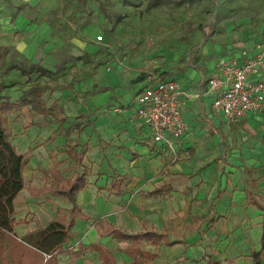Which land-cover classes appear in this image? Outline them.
<instances>
[{
	"label": "crops",
	"instance_id": "1",
	"mask_svg": "<svg viewBox=\"0 0 264 264\" xmlns=\"http://www.w3.org/2000/svg\"><path fill=\"white\" fill-rule=\"evenodd\" d=\"M65 2L0 0V47L11 49L38 70L49 71L60 68L66 56L92 55L96 37L107 35L105 20L94 12L97 15L92 20L77 25L63 13ZM242 52L247 57L260 52L264 60V11L237 18L220 39L206 40L197 50L199 65L168 67L166 74L167 69L156 72L149 67L137 79L133 96H123L122 88L136 80L142 67H101L76 83V88L96 85L111 90L95 101L123 103V108L93 116L94 130L81 133L84 138L88 132L89 150L80 152L77 144L70 146L69 142L62 148L66 157L74 159V177L64 175L55 165L41 169L52 181L27 187L26 206H20L21 189L13 215L18 239L60 213L66 221L73 220L70 239L83 231L73 246L70 239L66 246L71 252L79 241L86 246L77 259L59 255L60 264H103L107 260L108 264H133L139 254L140 264H259V256L264 254V114L249 113L229 122L212 109L213 93L208 89L216 64L232 58L240 62ZM146 73L175 80L193 94L181 106L187 130L174 152L164 143L154 142L149 128L135 114V97L147 85ZM256 78L264 81V71ZM66 139L65 135L47 137L45 149L51 154ZM28 151L17 152L26 157ZM90 154L95 161H90ZM51 169L69 179L86 175V184L77 191L74 202L49 190L55 180ZM124 184L132 187L130 192ZM141 184H145L144 193H131ZM43 187L45 192L40 191ZM41 194L47 196L44 202L38 199ZM54 197L68 205L55 206L50 201ZM48 206L54 207L49 220L37 227L17 213L20 207L32 212ZM110 228L125 233L152 231L163 239L156 244L147 239L119 242L106 234ZM65 258L67 262H63Z\"/></svg>",
	"mask_w": 264,
	"mask_h": 264
},
{
	"label": "rangeland",
	"instance_id": "2",
	"mask_svg": "<svg viewBox=\"0 0 264 264\" xmlns=\"http://www.w3.org/2000/svg\"><path fill=\"white\" fill-rule=\"evenodd\" d=\"M64 1L67 2L63 13L69 14L70 21L77 25L92 20L98 13L105 20L107 35L99 33L102 39L95 40L96 48L92 55L66 56L58 66L60 68L49 71L38 70V66L23 61L11 49L0 47L2 99L17 102L23 96L30 102L2 116L9 140L17 145V151L22 153L29 149L25 157L24 196L20 206H26L25 197H30L27 187L51 183L52 176L42 175L41 169L55 165L64 175L74 177L77 171L73 170L74 159L66 157L62 148L69 142L70 146L77 144L80 152L89 150L91 141L87 140L88 132L95 128L93 116L123 108V103L115 105L107 100L104 103L95 101L103 92L112 93L111 90L96 85L76 88V83L85 80L88 75H94L101 67L104 70H108V67H142L136 80L128 81L125 88L121 87L123 96H133L137 79L149 67H154L156 72L167 69V72L164 71L166 74L168 67L199 65L197 50L206 40L220 39L230 22L237 18L264 11V0ZM84 130L88 132L83 138L81 133ZM58 135L67 137L63 141L65 144L56 146L50 154L45 149L46 138ZM90 161H95L93 154H90ZM144 187L145 184H141L131 193H144ZM124 189L130 192L132 187L124 184ZM45 198L47 196L41 194L38 199L44 202ZM50 201L59 207L68 205L57 197ZM48 208L31 212L27 211L28 208L20 207L21 211L17 213L37 227L49 220L48 215L54 207ZM76 233V239H70L69 245L73 246L83 231ZM88 260L93 261L92 258ZM259 264H264V254L259 256Z\"/></svg>",
	"mask_w": 264,
	"mask_h": 264
},
{
	"label": "trees",
	"instance_id": "3",
	"mask_svg": "<svg viewBox=\"0 0 264 264\" xmlns=\"http://www.w3.org/2000/svg\"><path fill=\"white\" fill-rule=\"evenodd\" d=\"M153 6L152 3H150ZM2 87L0 86V92ZM28 101L23 97L17 103L3 101L0 95V264H60L59 255H71L73 260L79 258L86 246L80 241L73 252L66 246L73 235L71 230L72 219L66 221L60 213L47 225L38 230L26 233L22 238L14 233L16 221L14 215V200L23 188V168L25 157L19 154L9 140V133L5 129L3 114L15 107L26 105ZM54 175V183L50 191L74 202L77 191L86 184V175L81 174L74 179L61 175L56 169H51ZM46 188H41L45 192ZM77 213V212H76ZM107 235L116 241L136 243L147 239L151 243H158L163 239L161 234L152 231L125 233L120 229L110 228ZM261 242L264 243V232ZM140 254L134 256L133 264H140ZM103 264H108L103 261Z\"/></svg>",
	"mask_w": 264,
	"mask_h": 264
},
{
	"label": "built area",
	"instance_id": "4",
	"mask_svg": "<svg viewBox=\"0 0 264 264\" xmlns=\"http://www.w3.org/2000/svg\"><path fill=\"white\" fill-rule=\"evenodd\" d=\"M97 36L96 40H101ZM242 60L228 59L216 64V75L208 80L213 93L212 109L227 121L236 122L249 113L264 114V81L256 76L264 71L262 53ZM147 85L135 97V114L149 128L154 142H162L174 152L175 144L187 130L181 115L183 102L193 94L175 80L146 75ZM197 96V95H195Z\"/></svg>",
	"mask_w": 264,
	"mask_h": 264
}]
</instances>
